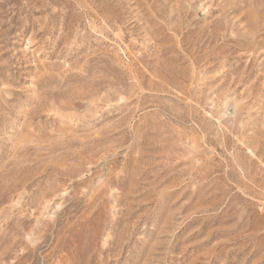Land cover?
Listing matches in <instances>:
<instances>
[{
  "label": "rangeland",
  "instance_id": "1",
  "mask_svg": "<svg viewBox=\"0 0 264 264\" xmlns=\"http://www.w3.org/2000/svg\"><path fill=\"white\" fill-rule=\"evenodd\" d=\"M0 264H264V0H0Z\"/></svg>",
  "mask_w": 264,
  "mask_h": 264
}]
</instances>
